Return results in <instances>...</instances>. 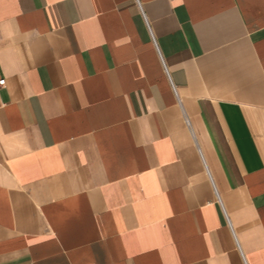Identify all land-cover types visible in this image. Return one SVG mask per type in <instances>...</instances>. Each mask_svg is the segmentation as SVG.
Masks as SVG:
<instances>
[{
  "label": "crops",
  "instance_id": "0c3cea01",
  "mask_svg": "<svg viewBox=\"0 0 264 264\" xmlns=\"http://www.w3.org/2000/svg\"><path fill=\"white\" fill-rule=\"evenodd\" d=\"M1 79L0 264H264V0H0Z\"/></svg>",
  "mask_w": 264,
  "mask_h": 264
},
{
  "label": "built area",
  "instance_id": "2783aa9c",
  "mask_svg": "<svg viewBox=\"0 0 264 264\" xmlns=\"http://www.w3.org/2000/svg\"><path fill=\"white\" fill-rule=\"evenodd\" d=\"M147 26H148V25H147ZM148 28H149V27H148ZM165 71H166V69H165ZM4 83H5V80H4V79H1V80H0V86H3Z\"/></svg>",
  "mask_w": 264,
  "mask_h": 264
}]
</instances>
